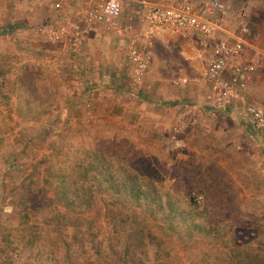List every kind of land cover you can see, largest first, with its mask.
I'll list each match as a JSON object with an SVG mask.
<instances>
[{
	"label": "rangeland",
	"instance_id": "1",
	"mask_svg": "<svg viewBox=\"0 0 264 264\" xmlns=\"http://www.w3.org/2000/svg\"><path fill=\"white\" fill-rule=\"evenodd\" d=\"M20 1L0 0V264H264V130L238 110L209 115L194 75L137 79L133 47L114 54L121 65L82 74L67 42L36 30L56 0ZM240 5L258 106L264 0ZM193 90L201 111L187 135L181 96Z\"/></svg>",
	"mask_w": 264,
	"mask_h": 264
},
{
	"label": "built area",
	"instance_id": "2",
	"mask_svg": "<svg viewBox=\"0 0 264 264\" xmlns=\"http://www.w3.org/2000/svg\"><path fill=\"white\" fill-rule=\"evenodd\" d=\"M243 1L143 0L138 12L149 38L181 37L197 48L209 115L219 110H238L251 125L264 130V111L247 100V80L259 72L261 65L259 60L248 58L249 49L255 46L252 26L246 18L247 8L240 5ZM111 4L112 0L86 2L77 11V19L50 22L38 29L49 33L54 42H67L74 51L92 31L102 28L107 33L120 26L122 0H116L115 7L108 11ZM55 7L59 9L61 4L57 2ZM150 53H141L138 46H133L130 60L137 79L147 74Z\"/></svg>",
	"mask_w": 264,
	"mask_h": 264
},
{
	"label": "crops",
	"instance_id": "3",
	"mask_svg": "<svg viewBox=\"0 0 264 264\" xmlns=\"http://www.w3.org/2000/svg\"><path fill=\"white\" fill-rule=\"evenodd\" d=\"M17 1L21 4L18 5L19 7H24L20 0ZM100 1L101 0H56V2L51 5V14L49 19L45 20L43 23H58L63 22L66 19L70 21L75 20L77 19V11L81 6H83V4L86 2ZM57 2L61 4L59 9L55 7ZM142 2L143 0H122L123 15L120 19V26L114 31L107 33H105L102 28L92 31L83 44H79L74 47V52H72L75 54L71 58V64L76 69H81L82 74L84 72L92 74V67V70L96 71L97 68L101 72L109 65V63H111V61H115L116 65H121V59L114 58V54L120 52L121 49L129 51V49L136 45L138 48L142 47L145 50L153 49L154 53H156L158 49H161L165 52V54H168V56L160 58L161 60L155 59V61L151 62L152 65L150 63L148 73L153 72L157 75V79L166 82L168 80L174 81L178 77V79L183 82V77L189 78L194 75L196 80L201 78L202 63L198 58V50L189 40L176 36L167 39H153L146 36L145 25L141 22L140 14L138 12V8ZM38 3L39 2H37V5ZM13 13V9L10 8L7 14L8 21L12 20ZM38 13V9L34 10L32 8L31 11H28V17H30L31 14L36 16ZM41 25L43 24L37 25L36 30ZM125 63L130 64V58L128 60L126 59ZM263 83V81H260V86H262ZM163 88L166 90L163 95L166 96L169 90L167 84H164ZM206 91L207 88L205 87V93ZM188 93L189 94H182L181 96V99H187V105H182L183 103L185 104V102H182L180 105V119L182 121L181 123H183L182 125H184L187 130V135L192 134V132L197 129L196 127H198L197 123L199 121V115L196 116V114L201 111V107L194 105L196 102V98H194V96L199 97V94L194 90L192 94L191 92ZM205 93H202L200 97L203 98ZM169 95H172V91ZM192 95L194 99L191 98ZM257 103L259 108L264 111L263 101H258ZM185 140L186 142H184L187 144L188 141L186 138Z\"/></svg>",
	"mask_w": 264,
	"mask_h": 264
},
{
	"label": "trees",
	"instance_id": "4",
	"mask_svg": "<svg viewBox=\"0 0 264 264\" xmlns=\"http://www.w3.org/2000/svg\"><path fill=\"white\" fill-rule=\"evenodd\" d=\"M82 166H84V164H82ZM81 166V167H82ZM83 177H85V175H81V176H79L78 178H75L74 180L72 179V183L74 184V185H72L74 188H73V196H72V198H70L69 200H70V202H78L79 200H81L80 199V196H79V191H80V189H82L84 186H83ZM130 178V176H127V179H129ZM62 179L64 180V181H66V179H67V176H62ZM63 181V182H64Z\"/></svg>",
	"mask_w": 264,
	"mask_h": 264
},
{
	"label": "clouds",
	"instance_id": "5",
	"mask_svg": "<svg viewBox=\"0 0 264 264\" xmlns=\"http://www.w3.org/2000/svg\"><path fill=\"white\" fill-rule=\"evenodd\" d=\"M116 5V0H112V4L109 6L108 11H111L113 7Z\"/></svg>",
	"mask_w": 264,
	"mask_h": 264
}]
</instances>
